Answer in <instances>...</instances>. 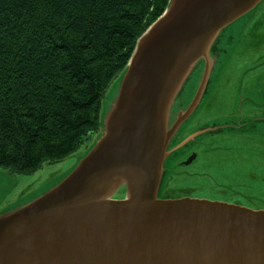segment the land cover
Instances as JSON below:
<instances>
[{"label":"water","instance_id":"1","mask_svg":"<svg viewBox=\"0 0 264 264\" xmlns=\"http://www.w3.org/2000/svg\"><path fill=\"white\" fill-rule=\"evenodd\" d=\"M261 1H168L136 40L103 135L63 181L0 215V264H264V209L156 192L166 156L190 138L172 143L207 90L219 31ZM120 180L127 193L111 199Z\"/></svg>","mask_w":264,"mask_h":264},{"label":"trees","instance_id":"2","mask_svg":"<svg viewBox=\"0 0 264 264\" xmlns=\"http://www.w3.org/2000/svg\"><path fill=\"white\" fill-rule=\"evenodd\" d=\"M169 0H0V168L74 151L137 38Z\"/></svg>","mask_w":264,"mask_h":264},{"label":"rangeland","instance_id":"3","mask_svg":"<svg viewBox=\"0 0 264 264\" xmlns=\"http://www.w3.org/2000/svg\"><path fill=\"white\" fill-rule=\"evenodd\" d=\"M216 39L219 51L209 52L212 65L207 90L198 109L179 131V139L176 136L172 143H179L184 135V138H190L183 147L170 151L166 156L156 192L161 198L184 195L213 200L223 198L247 207L264 209V112L259 114L262 109L256 106L249 111L252 109L250 101L244 100L241 106L233 93L238 86L239 92L250 94L245 89L246 85L240 86L244 82L252 83L254 76H259V91L264 89V60L243 74L248 64L264 58V0L221 29ZM200 60L203 58L187 75L176 97L175 102L181 103V106L186 105L199 83L203 70ZM123 72L124 69L114 77L101 97L97 129L91 131L74 151L61 159L45 160L32 172L17 173L0 168V215L29 203L63 181L92 149L104 133L103 128L116 101ZM226 92L233 113L229 122L233 123L244 115L242 129L245 132L221 138L217 141L220 148L214 149L206 143V130L212 121L207 118L218 113L213 105L217 106L218 100L228 98ZM253 98L255 100L256 95ZM213 101L214 104L211 103ZM253 111L257 116L253 115ZM215 121L222 122L219 117ZM200 129L203 131L197 132ZM200 141L202 143H196ZM192 149L196 150L197 157L184 165L179 159ZM118 178L116 176L114 182ZM126 193L127 184L120 180L108 195L111 199H120Z\"/></svg>","mask_w":264,"mask_h":264},{"label":"flooded vegetation","instance_id":"4","mask_svg":"<svg viewBox=\"0 0 264 264\" xmlns=\"http://www.w3.org/2000/svg\"><path fill=\"white\" fill-rule=\"evenodd\" d=\"M263 57H264V55H263ZM263 60H264V58H262L261 60H259L257 62L248 64L245 67V70H244L245 72L243 74H245L246 72H248L250 70H253L252 66L258 64L259 62H262ZM259 80H260L259 76H254L252 83L251 82H244L243 84H241L242 86H240V87H243L244 85H246L245 89H246L247 93H250V94L246 95V94L239 92L238 86H237V89H235V92H233V93H234L236 99L238 101H240L238 103L241 106H242V103L244 100L247 102L250 101L249 106L252 109L249 111H252L254 109V107L256 106V107H260L262 109L259 113V114H261L262 112H264V89L261 92L259 91L260 90L259 89ZM239 82L241 83L240 77H239ZM226 95H228V92H226ZM254 95H256V97H257L255 100L253 98ZM211 103L214 104L215 102L213 101ZM213 108H215L218 113L212 114L210 117L207 118V120L211 119L212 121H211V125L206 130V133L208 134L207 135L208 140L206 143H209L210 146L214 149H219L220 145L218 144L217 141L220 140L221 138H225L229 134H232V133L243 134L245 132L242 129V126H243L242 123L244 121V115L241 114L242 116L237 121H234L233 123L229 122V117L233 114L231 111V108H230V97H229V95H228V98H226V99L218 100V105L217 106L213 105ZM240 112L242 113V109H240ZM253 112H254L253 115L257 116L256 111H253ZM217 117H219V119L222 121L221 123L215 121V118H217ZM182 128H183V126H182ZM236 130H238V131L235 132ZM177 134H176V136H178V139H179V131ZM184 137H186V136L184 135L180 138V142L182 141V139H185ZM196 143H202V141L196 142ZM181 147H183V145ZM196 157H197V152L195 149H192L185 156L180 158L179 161L182 162L184 165H186V163H189L190 161L194 160ZM184 196H189V195H184ZM176 197H178V196H176ZM168 198H170V197H168ZM219 200L240 204L236 201L226 200L223 198L219 199Z\"/></svg>","mask_w":264,"mask_h":264},{"label":"bare ground","instance_id":"5","mask_svg":"<svg viewBox=\"0 0 264 264\" xmlns=\"http://www.w3.org/2000/svg\"><path fill=\"white\" fill-rule=\"evenodd\" d=\"M124 163H127L126 162V160H125V158H122V159H119L111 168H109V170H111V169H113V168H115L113 171H117L120 167H122V165L124 164ZM111 172V174L112 173H114V172ZM107 177V176H106ZM99 187V182L98 183H96V187ZM128 195L129 196H131L132 195V189H129L128 190Z\"/></svg>","mask_w":264,"mask_h":264}]
</instances>
